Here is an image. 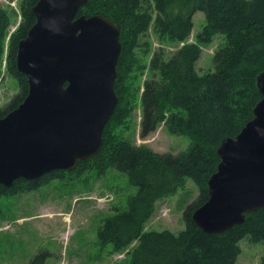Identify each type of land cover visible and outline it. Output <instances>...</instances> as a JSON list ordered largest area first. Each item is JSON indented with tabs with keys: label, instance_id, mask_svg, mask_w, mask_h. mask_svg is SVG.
I'll use <instances>...</instances> for the list:
<instances>
[{
	"label": "trees",
	"instance_id": "1",
	"mask_svg": "<svg viewBox=\"0 0 264 264\" xmlns=\"http://www.w3.org/2000/svg\"><path fill=\"white\" fill-rule=\"evenodd\" d=\"M36 2L21 3L22 21L8 39L6 71L15 79L17 93L0 109V117L28 93L27 79L16 68V53L18 42L35 22L30 9ZM196 12L204 14V25L189 43ZM96 14L117 25L121 45L114 82L118 102L104 127L100 151L80 161L73 171L0 186V197L35 189L53 174L68 173L78 180L91 171L97 175L116 171L136 187V193L125 207H114L113 214L102 219L97 230L101 245L111 244L114 253L126 251L127 264H237L239 241L246 238L264 245V208L246 214L242 224L222 234L203 232L191 217L208 199L207 181L219 163L217 147L253 118V108L261 99L256 78L264 72V0H87L77 16ZM10 22L9 13L0 8V62ZM150 31L159 45L156 50L147 37ZM216 36L224 42L212 57L214 70L200 74L196 62ZM178 44L166 57L164 47ZM145 74L141 87L139 79ZM136 107L141 110V138L162 124L170 135L186 136L187 148L160 154L130 142L125 134ZM187 181L197 189L192 201ZM178 190L184 203V229L176 234L146 231L156 203ZM259 264H264V255Z\"/></svg>",
	"mask_w": 264,
	"mask_h": 264
},
{
	"label": "water",
	"instance_id": "2",
	"mask_svg": "<svg viewBox=\"0 0 264 264\" xmlns=\"http://www.w3.org/2000/svg\"><path fill=\"white\" fill-rule=\"evenodd\" d=\"M87 0H37L35 22L17 45L16 68L28 83L24 100L0 117V186L73 171L101 149L118 102L114 90L119 28L96 14L77 16ZM253 118L216 149L208 199L192 213L207 234L240 225L264 208V72Z\"/></svg>",
	"mask_w": 264,
	"mask_h": 264
},
{
	"label": "rangeland",
	"instance_id": "3",
	"mask_svg": "<svg viewBox=\"0 0 264 264\" xmlns=\"http://www.w3.org/2000/svg\"><path fill=\"white\" fill-rule=\"evenodd\" d=\"M17 3L18 0H0V8L11 16L0 62V109L17 93V83L6 71L8 39L19 22ZM192 22L189 43L201 31L204 14L194 13ZM147 37L152 50H156L159 45L151 31ZM223 42L216 36L212 44L202 48L196 62L200 74L214 70L212 57ZM180 45L165 46L166 57ZM146 78L145 74L139 79L141 87ZM140 119L141 110L136 107L125 134L133 144H144L160 154H177L187 148L186 136L170 135L162 124L154 133L141 138ZM59 175L53 174L39 182L35 189L0 197V264H127L126 251L114 253L111 244L101 245L97 230L102 219L113 214L114 207H125L128 197L136 193V187L112 170L99 175L95 171L83 173L78 180L68 173ZM186 188L193 190L192 201L197 189L191 181H187ZM181 194L178 190L156 203L152 217L145 224L146 231L168 230L176 234L184 229ZM239 247L237 264H259L264 255L263 244H252L245 238L239 241Z\"/></svg>",
	"mask_w": 264,
	"mask_h": 264
},
{
	"label": "flooded vegetation",
	"instance_id": "4",
	"mask_svg": "<svg viewBox=\"0 0 264 264\" xmlns=\"http://www.w3.org/2000/svg\"><path fill=\"white\" fill-rule=\"evenodd\" d=\"M24 0H18V3H17V8H18V10H17V12H18V16H19V22H18V25L21 23V16H20V10H19V7H20V5H21V3L23 2ZM32 8V7H31ZM31 10V9H30ZM18 25H17V27H18Z\"/></svg>",
	"mask_w": 264,
	"mask_h": 264
}]
</instances>
